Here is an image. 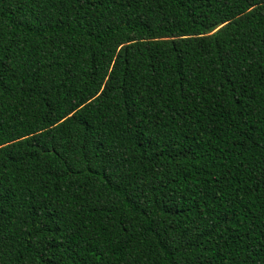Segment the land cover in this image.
<instances>
[{"label": "trees", "instance_id": "1", "mask_svg": "<svg viewBox=\"0 0 264 264\" xmlns=\"http://www.w3.org/2000/svg\"><path fill=\"white\" fill-rule=\"evenodd\" d=\"M0 264H264V0H0Z\"/></svg>", "mask_w": 264, "mask_h": 264}]
</instances>
